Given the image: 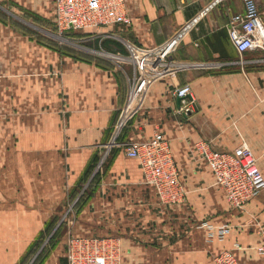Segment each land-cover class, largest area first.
<instances>
[{"label":"crops","instance_id":"1","mask_svg":"<svg viewBox=\"0 0 264 264\" xmlns=\"http://www.w3.org/2000/svg\"><path fill=\"white\" fill-rule=\"evenodd\" d=\"M256 2L264 22V0ZM124 5L127 23L65 32L58 48L36 33H57L53 0H0V264H66L70 234L120 239L121 264H215L223 251L262 264L255 223L264 228V191L234 210L195 151L199 141L220 153L246 145L264 177V48L240 55L226 32L241 0ZM135 74L142 93L130 105ZM182 85L193 100L187 117L172 96ZM19 110L20 185L3 168L8 112ZM155 133L178 171L183 198L173 204L124 154ZM69 198L81 199L75 227L55 235Z\"/></svg>","mask_w":264,"mask_h":264},{"label":"built area","instance_id":"2","mask_svg":"<svg viewBox=\"0 0 264 264\" xmlns=\"http://www.w3.org/2000/svg\"><path fill=\"white\" fill-rule=\"evenodd\" d=\"M54 27L57 33L96 30L101 27L127 23L124 0H53ZM243 13L233 15L226 25L229 41L238 54L255 48H264V22L256 0H241ZM150 61L158 62L154 51L149 52ZM136 74L131 80L127 102L136 103L142 93L136 87ZM189 85L173 88L172 96L179 100L177 114L187 117L192 113L193 100ZM116 126L114 139L119 130ZM197 155L212 171L215 183L225 193L230 206L237 211L264 191V177L258 169L257 158L246 146L240 145L231 152H215L199 141L195 144ZM128 158L136 159L144 181L155 188L162 203L173 204L183 198L170 147L160 133L148 141L129 143L124 147ZM260 239L257 252L264 264V228L255 223ZM225 231H220L222 236ZM121 241L116 237L78 238L68 236L65 244L66 264H121ZM215 264H239L228 251L219 253Z\"/></svg>","mask_w":264,"mask_h":264},{"label":"rangeland","instance_id":"3","mask_svg":"<svg viewBox=\"0 0 264 264\" xmlns=\"http://www.w3.org/2000/svg\"><path fill=\"white\" fill-rule=\"evenodd\" d=\"M25 33H28L30 34L31 32H25ZM39 35H37V34ZM36 33H32L34 34L35 36H38L39 39L41 40H45V39H51V40H55L57 42V47H64V43H61L60 40L62 41L63 39H67L69 38V36L67 35H64V34H59V33H55L54 35H51L49 36L48 33H45L43 31H40V32H36ZM14 98L16 99L17 102H20V96H17ZM10 103H12V98L10 97ZM8 122H9V128H8V138H9V160H8V163H7V166L3 167L5 170H8V174H9V180L11 182V180H14V181H18V178H19V185H20V176H16V173L17 171H19L20 173V153H17V152H14V145H12L13 142H15L17 137L20 138V110L18 112L14 111V112H11L9 111L8 112ZM1 162V160H0ZM2 167V165L0 164V168ZM1 174V172H0ZM6 174V172L4 173ZM3 178H6V177H3ZM9 182V183H10ZM17 183V182H16ZM76 197L74 196L73 199H75ZM72 199V201H73ZM70 198H69V201L68 203L70 202ZM81 199H76L74 200V204L72 205L71 202L67 205V208L65 209L66 211L65 212H68L64 215V213L62 214L63 217H61V221L60 223L58 224V227L56 228V231H55V235L56 233L62 229V227H64V224L65 226H68L71 230V233H72V230L74 229L75 227V221H74V214L73 212L75 213L76 211V206L78 205L77 203L80 202ZM68 216V217H67ZM66 218V220H65ZM69 236H73L72 234H70ZM42 244V242H36V244L34 245L35 249L37 250L40 245ZM35 251H32L31 252V255L32 253H35ZM31 260V257H28L24 264H28V262Z\"/></svg>","mask_w":264,"mask_h":264},{"label":"water","instance_id":"4","mask_svg":"<svg viewBox=\"0 0 264 264\" xmlns=\"http://www.w3.org/2000/svg\"><path fill=\"white\" fill-rule=\"evenodd\" d=\"M177 103H179V100H177Z\"/></svg>","mask_w":264,"mask_h":264}]
</instances>
